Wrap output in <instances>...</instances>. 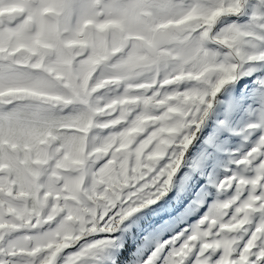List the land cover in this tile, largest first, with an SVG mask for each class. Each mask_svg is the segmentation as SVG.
Instances as JSON below:
<instances>
[{"label":"snow or ice","instance_id":"snow-or-ice-1","mask_svg":"<svg viewBox=\"0 0 264 264\" xmlns=\"http://www.w3.org/2000/svg\"><path fill=\"white\" fill-rule=\"evenodd\" d=\"M0 264H264V0H0Z\"/></svg>","mask_w":264,"mask_h":264}]
</instances>
